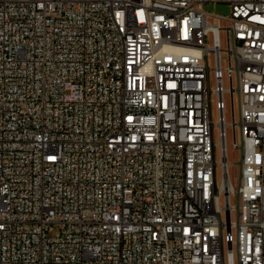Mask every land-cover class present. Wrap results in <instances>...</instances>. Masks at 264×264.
I'll return each mask as SVG.
<instances>
[{
	"label": "built area",
	"instance_id": "1",
	"mask_svg": "<svg viewBox=\"0 0 264 264\" xmlns=\"http://www.w3.org/2000/svg\"><path fill=\"white\" fill-rule=\"evenodd\" d=\"M228 4L0 0V264H264V0Z\"/></svg>",
	"mask_w": 264,
	"mask_h": 264
},
{
	"label": "rangeland",
	"instance_id": "2",
	"mask_svg": "<svg viewBox=\"0 0 264 264\" xmlns=\"http://www.w3.org/2000/svg\"><path fill=\"white\" fill-rule=\"evenodd\" d=\"M207 8H210L212 11L217 12L219 14L222 15H226L229 12V5L227 3H222V2H218V3H213V2H207L206 3ZM225 86L227 87V83L225 84ZM226 101H227V110H226V118H227V122L231 121V111L229 108V96L226 95ZM213 119L214 121L217 120V112L216 109H213ZM226 133H227V140H226V145H227V155H228V161L230 162L229 165V177H230V181L232 182V184L235 186L238 182V177H239V168L233 164L235 161H237V159L239 158V151L236 150L234 148V140H233V134H232V127L228 126L226 129ZM216 140H217V134L215 135ZM236 141L239 143L240 142V135L238 133L237 137H236ZM220 151L219 149H217L216 152V160L219 162L220 161ZM217 175H218V181L221 178V173H220V169L217 170ZM232 203H234V197H232ZM232 219L235 220L236 219V214L234 213L232 216Z\"/></svg>",
	"mask_w": 264,
	"mask_h": 264
},
{
	"label": "crops",
	"instance_id": "3",
	"mask_svg": "<svg viewBox=\"0 0 264 264\" xmlns=\"http://www.w3.org/2000/svg\"><path fill=\"white\" fill-rule=\"evenodd\" d=\"M202 4V7L209 13L214 14V15H222L219 14L217 12L212 11L210 8H207L206 3L207 2H213V3H218V2H222V3H227L228 4V0H199ZM229 5V4H228ZM229 13V12H228ZM227 15V14H226Z\"/></svg>",
	"mask_w": 264,
	"mask_h": 264
}]
</instances>
